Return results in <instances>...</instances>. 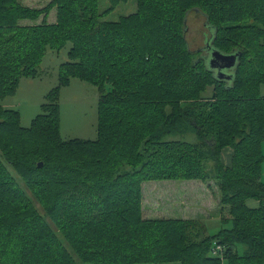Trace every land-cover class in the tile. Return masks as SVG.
I'll list each match as a JSON object with an SVG mask.
<instances>
[{
    "label": "trees",
    "instance_id": "1",
    "mask_svg": "<svg viewBox=\"0 0 264 264\" xmlns=\"http://www.w3.org/2000/svg\"><path fill=\"white\" fill-rule=\"evenodd\" d=\"M117 1L101 12L99 0H0V264H79L73 253L92 264H264V0H137L103 20ZM193 8L214 48L240 54L230 79L190 51ZM69 42L60 84L22 126L1 100ZM72 78L100 89L96 139L61 135ZM175 179L215 180L231 226L209 234L200 218L146 217L143 182Z\"/></svg>",
    "mask_w": 264,
    "mask_h": 264
},
{
    "label": "rangeland",
    "instance_id": "2",
    "mask_svg": "<svg viewBox=\"0 0 264 264\" xmlns=\"http://www.w3.org/2000/svg\"><path fill=\"white\" fill-rule=\"evenodd\" d=\"M20 1L31 7H42L50 0ZM111 4V0H99L100 11H104ZM136 9L137 0H118L116 6L103 16V20L115 21L123 15L136 11ZM55 18L56 9L54 8L48 16V20L52 19L53 21ZM23 22L30 23L31 21L23 20ZM185 23V36L190 51H192L194 58L201 59L204 65L210 68L211 53L207 48L209 47L208 42L213 30L207 22L206 15L197 8H193L188 12ZM70 47L71 43L69 42L61 50L48 49L39 64V75L35 78H22L16 93L1 100L3 106L17 109L20 112L22 126L29 127L32 124L34 118L42 112V105L46 102L48 92L60 84V65L62 62L69 60L68 51ZM108 87L110 86L107 85ZM211 90L212 87H209L204 95L208 96ZM261 93L264 94V85L261 87ZM99 97L100 89L98 85L79 78H72L68 85L61 87V135L64 139L76 137L83 139L97 138ZM8 168L15 177L19 178L10 165H8ZM262 178L264 180V163ZM167 181L170 182L153 183L152 186L143 182L142 208L146 217H180L182 208L187 207L188 218H191L189 216H195L202 219L208 227L209 234L216 233L223 225L225 227L231 226V221L222 224L221 218L224 215L227 217L229 210L227 206L222 208L220 201H217L218 190L215 180L196 183H185V180L181 179ZM246 203L248 206H257L258 200L249 198ZM243 249V245L238 246L240 252ZM73 255L79 264H92L90 262H82L75 253ZM152 264L179 263L164 262ZM224 264L226 263L224 262Z\"/></svg>",
    "mask_w": 264,
    "mask_h": 264
},
{
    "label": "water",
    "instance_id": "3",
    "mask_svg": "<svg viewBox=\"0 0 264 264\" xmlns=\"http://www.w3.org/2000/svg\"><path fill=\"white\" fill-rule=\"evenodd\" d=\"M207 49L211 53V69H216L220 78L227 77L228 79H230L233 74H227L225 70L234 71V69L238 65L240 54L238 52L223 53L220 50L214 48L210 42ZM41 165L42 163L39 164V166Z\"/></svg>",
    "mask_w": 264,
    "mask_h": 264
},
{
    "label": "crops",
    "instance_id": "4",
    "mask_svg": "<svg viewBox=\"0 0 264 264\" xmlns=\"http://www.w3.org/2000/svg\"><path fill=\"white\" fill-rule=\"evenodd\" d=\"M56 20V18L52 21L51 20H48L49 22H54ZM7 107V106H5ZM8 108H11V107H8ZM262 148H263V152H264V145H262ZM223 155H224V161L226 163H229L230 161V158H231V149H226L224 152H223ZM263 180V178H262ZM195 181V182H194ZM201 180H195V179H192V180H185L184 182L185 183H196V182H199ZM264 181V180H263ZM147 184H149L150 186H152L153 183H168L170 181H167V180H163V181H154V180H151V181H145ZM202 184V183H201ZM217 201L219 202V196H218V191H217ZM183 210V211H182ZM181 212H180V217L182 218H188L187 216V207L186 208H182ZM191 218H196L195 216H189Z\"/></svg>",
    "mask_w": 264,
    "mask_h": 264
},
{
    "label": "built area",
    "instance_id": "5",
    "mask_svg": "<svg viewBox=\"0 0 264 264\" xmlns=\"http://www.w3.org/2000/svg\"><path fill=\"white\" fill-rule=\"evenodd\" d=\"M223 250V246L220 243L214 242L212 253L215 255H222L221 251Z\"/></svg>",
    "mask_w": 264,
    "mask_h": 264
},
{
    "label": "flooded vegetation",
    "instance_id": "6",
    "mask_svg": "<svg viewBox=\"0 0 264 264\" xmlns=\"http://www.w3.org/2000/svg\"><path fill=\"white\" fill-rule=\"evenodd\" d=\"M210 38H211V37H210ZM210 38H209V39H210Z\"/></svg>",
    "mask_w": 264,
    "mask_h": 264
}]
</instances>
